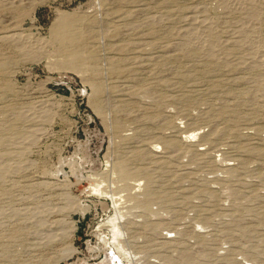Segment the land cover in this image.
Masks as SVG:
<instances>
[{"label":"rangeland","instance_id":"rangeland-1","mask_svg":"<svg viewBox=\"0 0 264 264\" xmlns=\"http://www.w3.org/2000/svg\"><path fill=\"white\" fill-rule=\"evenodd\" d=\"M247 2L0 0V264H264Z\"/></svg>","mask_w":264,"mask_h":264},{"label":"bare ground","instance_id":"bare-ground-1","mask_svg":"<svg viewBox=\"0 0 264 264\" xmlns=\"http://www.w3.org/2000/svg\"><path fill=\"white\" fill-rule=\"evenodd\" d=\"M232 1H233L234 4H236L235 7H236V8H239V9H240V8H244V7H246V5L248 4V2H247L248 0H232ZM251 9L253 10V7H252ZM245 11H246V10H245ZM242 12H243V11H242ZM252 12H253V11H252ZM252 12L249 11L248 13H245V14H248L249 18L252 17L251 19H253V18H255V16L253 15ZM243 15H244V13H243ZM248 16H247V18H248ZM191 18H192V17H191ZM245 20H246V19H245ZM248 20H249V19H248ZM194 23H195V22H194ZM201 23H203V22H201ZM206 23H207V22H206ZM249 23H250V22H249ZM191 24H192V22H191ZM243 24H244V23H243ZM246 24H247V23H246ZM237 25H238V24H237ZM239 25H240V24H239ZM251 25H252V24H251ZM209 26H211V25H209ZM235 26H236V25H235ZM235 26H234V27H235ZM238 27H240V26H238ZM245 27H246V25H245ZM249 27H250V26H249ZM252 27H253V26H252ZM208 28H209V27H208ZM236 28H237V27H236ZM246 28H247V27H246ZM234 29H235V28H234ZM250 30H251V29H250ZM238 31H239V30H238ZM245 31H246V30H245ZM245 31H244V32H245ZM252 31H253V30H252ZM252 31H251V32H252ZM246 32H247V31H246ZM237 33H238V32H237ZM238 34H240V33H238ZM238 34H237V36H239ZM252 34H253V33H252ZM245 35H247V34L245 33ZM235 36H236V35H235ZM237 36H236V37H237ZM251 36H252V35H251ZM251 36H250V37H251ZM241 37H242V35H241ZM241 37H239V38H241ZM243 37H244V36H243ZM245 37H246V36H245ZM245 37H244V38H245ZM247 37H248V35H247ZM253 37H254V36H253ZM253 37H252V38H253ZM197 39H198V38H195V37H194V38L190 39V42H191V43L194 42V44H195V41H197ZM236 39H237V38H236ZM194 40H195V41H194ZM199 40H200V39H199ZM203 40H204V39H203ZM241 40H242V39H241ZM252 40H253V39H252ZM200 41H201V40H200ZM238 41H239V43H240V40H238ZM243 41H244V40H243ZM244 42H245V41H244ZM244 42H243V43H244ZM251 42H252V41H251ZM243 43H242V44H243ZM248 43H249V42H248ZM253 43H254V42H253ZM192 44H193V43H192ZM196 44H197V43H196ZM199 44H200V43H199ZM246 44H247V43H246ZM249 44H250V43H249ZM244 46H245V45H244ZM245 47H246V46H245ZM254 48H255V47H254ZM254 50H255V49H254ZM252 52H253V50H252ZM254 52H255V51H254ZM254 52H253L252 54H254ZM257 52H259V50H257ZM254 55H255V54H254ZM257 56H258V55H257ZM262 56H263V55H262ZM259 57H261L260 54H259ZM252 58H253V57H252ZM256 58H258V57H256V55H255V57H254L253 59H256ZM263 58H264V57H263ZM256 60H257V59H256ZM254 61H255V60H254ZM255 63H257V62L255 61ZM257 64L263 66V65H264V60L260 58V59L258 60V63H257Z\"/></svg>","mask_w":264,"mask_h":264}]
</instances>
